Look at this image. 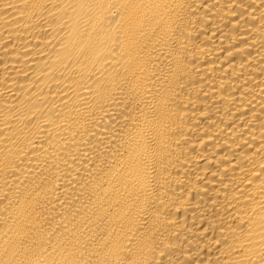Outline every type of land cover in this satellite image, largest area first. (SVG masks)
<instances>
[{"label": "bare ground", "instance_id": "obj_1", "mask_svg": "<svg viewBox=\"0 0 264 264\" xmlns=\"http://www.w3.org/2000/svg\"><path fill=\"white\" fill-rule=\"evenodd\" d=\"M0 264H264V0H0Z\"/></svg>", "mask_w": 264, "mask_h": 264}]
</instances>
